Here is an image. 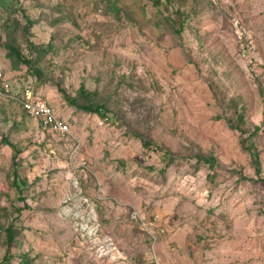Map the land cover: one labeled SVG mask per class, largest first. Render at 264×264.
<instances>
[{
    "label": "rangeland",
    "instance_id": "rangeland-1",
    "mask_svg": "<svg viewBox=\"0 0 264 264\" xmlns=\"http://www.w3.org/2000/svg\"><path fill=\"white\" fill-rule=\"evenodd\" d=\"M8 35L47 48L42 75L13 67ZM0 72L71 126L0 94V264H264V184L241 145L259 127L264 168V0H0ZM81 86L104 117L66 101Z\"/></svg>",
    "mask_w": 264,
    "mask_h": 264
},
{
    "label": "trees",
    "instance_id": "trees-1",
    "mask_svg": "<svg viewBox=\"0 0 264 264\" xmlns=\"http://www.w3.org/2000/svg\"><path fill=\"white\" fill-rule=\"evenodd\" d=\"M169 1V0H168ZM162 3V0H154V5L155 6H160ZM25 32L28 33V29H25ZM3 46L8 50V56L9 58L12 59L13 61V67L17 69L21 65L27 66L29 69H32L34 72V75H42L43 71L37 67L35 64L39 61H35L33 58L34 53H38L42 57L47 54V48L46 47H38L32 42H29L27 45V51L28 54L26 55L24 53V50L18 45L16 42V38L12 35H8L7 41L3 44ZM40 60H42L40 58ZM62 93L66 99V101L73 107H75L77 110L84 111L86 113L90 114H96L100 117L105 116V112L107 110V105L106 103H102L98 98H97V93L90 92L89 90L86 89L85 86H81L79 89L77 95L72 96L69 95L66 91L62 90ZM13 100V99H12ZM16 101V100H14ZM238 106L239 104L236 103ZM22 111L26 113L23 108ZM27 114V113H26ZM245 116L242 113H239L237 116V121L239 122L236 123L233 119H229V124L230 127L234 130H243L241 124H245ZM241 130L242 134H245ZM261 129L259 127H256L253 134L249 136L246 140H242V148L245 152L250 154V157L253 162L254 170H255V176L257 179H252L253 182H262L264 184V168L261 160V152L260 150L256 147V145L252 142L255 137H257L260 133ZM138 138L141 139L142 144L144 145L145 148L147 149H152L156 144L151 141L150 139L139 135ZM251 142V143H250ZM197 153L195 155H192L193 158L197 160L198 164H206L209 165L211 169H215V167L218 164V159L215 155V153L210 152V153H205L201 148H196ZM171 154V160H174V154ZM16 174V173H15ZM14 184L15 187L18 189L20 195H22L24 187L26 186L25 181H20L19 176L16 174L15 179H14ZM7 244H8V249L6 253V260H9L10 257H13V254L11 252L12 248V243L14 239L16 238V230L13 229L12 227L7 228ZM22 264H35L32 259L28 256V254H23L22 255Z\"/></svg>",
    "mask_w": 264,
    "mask_h": 264
},
{
    "label": "built area",
    "instance_id": "built-area-1",
    "mask_svg": "<svg viewBox=\"0 0 264 264\" xmlns=\"http://www.w3.org/2000/svg\"><path fill=\"white\" fill-rule=\"evenodd\" d=\"M2 93L9 99L19 102L23 110L37 119L45 130L58 136H66L71 133L69 123L57 115L49 102L27 96L19 97L18 93H14L11 83L0 72V94Z\"/></svg>",
    "mask_w": 264,
    "mask_h": 264
}]
</instances>
